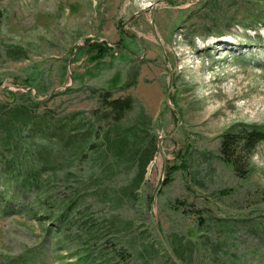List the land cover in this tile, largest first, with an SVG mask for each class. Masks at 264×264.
Segmentation results:
<instances>
[{
	"label": "rangeland",
	"instance_id": "obj_1",
	"mask_svg": "<svg viewBox=\"0 0 264 264\" xmlns=\"http://www.w3.org/2000/svg\"><path fill=\"white\" fill-rule=\"evenodd\" d=\"M159 1L0 0V118L29 113L13 152L0 131V264H264V141L242 177L220 152L264 131V0ZM104 96L134 101L125 155ZM79 123L84 154L59 165Z\"/></svg>",
	"mask_w": 264,
	"mask_h": 264
},
{
	"label": "trees",
	"instance_id": "obj_2",
	"mask_svg": "<svg viewBox=\"0 0 264 264\" xmlns=\"http://www.w3.org/2000/svg\"><path fill=\"white\" fill-rule=\"evenodd\" d=\"M92 50H99V52L104 53L106 51V45H97L94 43L92 46ZM135 76L136 74L134 75V77ZM94 92L96 93V91ZM101 104L103 105L101 107V111H97L95 113V117L99 122L112 124L113 127H115L114 131H112L111 133V138H109L108 135L105 136L108 150L111 152L113 151L115 154L125 155L127 152L128 140L126 134L125 137L121 136L123 127L120 126L121 122L125 119L126 114L133 109L134 101L131 99L111 100L110 96H104L101 98ZM16 110V113L7 115H10V117L0 118V131L4 134L1 138V149L5 150L8 148L12 152L13 149L10 147L13 146V148L16 149V146L12 144V139L15 138L16 135L20 134L22 127L29 122V113L25 108H17ZM144 120V116L140 115L138 122L144 123ZM42 126L48 128L46 123L42 124L41 127ZM71 128H77L74 130L78 132V135L76 137H73V139H76V141L73 142V144H76V147L74 149H69V147L65 146L59 149L60 153L64 156V158L58 162V164L62 166H66L68 164L72 165V162L77 160L80 154H84L83 151L86 148L84 144H86L85 140L88 136L84 134V128L81 127L80 123L77 125V127L71 126ZM126 130L129 131V135L134 137L136 136V133L132 127H127ZM91 135H96V132L92 131L89 136ZM91 139L93 138H90L89 140ZM263 141L264 131L256 126H244L235 133H227L225 136H223L220 145V152L222 154L223 162L232 167L235 173L242 177L243 173H246V170L241 165V153L251 152L259 143ZM138 144V141H136L134 146L132 145L133 149L134 147L137 148ZM90 148L95 149V146H90ZM155 148L156 146L151 142L147 151L143 152L140 175L144 173L145 165L150 160L151 153L155 150ZM24 184H30V182L27 181ZM45 185L46 183H44V186ZM61 204L62 205L60 208L64 215H69V217H71V215L75 213L74 208L76 207L73 200L69 199L61 202ZM69 219H71L70 223L77 227L81 239L83 238V236H92L95 239L97 236L101 235V233H97V227L93 222L90 224L89 222H80L77 220H73L72 217Z\"/></svg>",
	"mask_w": 264,
	"mask_h": 264
},
{
	"label": "water",
	"instance_id": "obj_3",
	"mask_svg": "<svg viewBox=\"0 0 264 264\" xmlns=\"http://www.w3.org/2000/svg\"><path fill=\"white\" fill-rule=\"evenodd\" d=\"M170 0H160L157 4H160V3H163V2H168ZM155 7V6H154ZM69 64L71 65V60L69 61ZM72 77V75H71ZM169 98H170V92L167 94V101H169ZM164 185V181L161 183L156 195H155V198H154V201L157 199V196H158V193L160 192L161 188L163 187Z\"/></svg>",
	"mask_w": 264,
	"mask_h": 264
}]
</instances>
